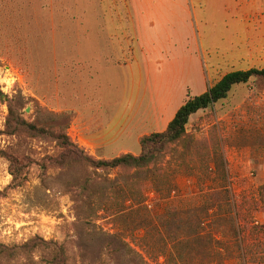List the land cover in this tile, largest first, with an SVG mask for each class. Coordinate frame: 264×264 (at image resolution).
I'll return each instance as SVG.
<instances>
[{
  "label": "rangeland",
  "instance_id": "374dc122",
  "mask_svg": "<svg viewBox=\"0 0 264 264\" xmlns=\"http://www.w3.org/2000/svg\"><path fill=\"white\" fill-rule=\"evenodd\" d=\"M204 45L186 0H0V152L22 174L0 155V264H264V78L143 170L51 166L53 141L4 133L11 102L95 160L138 155L188 96L264 68V52L210 68Z\"/></svg>",
  "mask_w": 264,
  "mask_h": 264
},
{
  "label": "trees",
  "instance_id": "16d2710c",
  "mask_svg": "<svg viewBox=\"0 0 264 264\" xmlns=\"http://www.w3.org/2000/svg\"><path fill=\"white\" fill-rule=\"evenodd\" d=\"M264 78V68H250L245 71H233L224 74L217 82L198 96H188L176 110L164 131L152 133L139 139V154H122L110 160H95L85 154L77 144L72 142L62 130H47L27 123L21 119L12 106L7 102V116L4 123V133L7 135L25 134L33 138L53 141L59 149L57 155L47 158V164L60 168L78 164L102 170H143L152 165L160 153L170 144L180 141L185 136V126L190 116L198 111L212 107L225 99L234 86L247 83L251 78ZM1 96V95H0ZM9 163V174L14 187L21 184V167L14 155L5 156ZM41 169H44L42 166ZM60 264V261H58Z\"/></svg>",
  "mask_w": 264,
  "mask_h": 264
},
{
  "label": "crops",
  "instance_id": "0c3cea01",
  "mask_svg": "<svg viewBox=\"0 0 264 264\" xmlns=\"http://www.w3.org/2000/svg\"><path fill=\"white\" fill-rule=\"evenodd\" d=\"M164 0H131L137 3ZM210 68L233 67L264 52V0H186ZM197 6L199 13L192 6ZM248 70V69H245ZM234 69L233 71H245ZM227 72V73H229ZM226 74V73H225Z\"/></svg>",
  "mask_w": 264,
  "mask_h": 264
}]
</instances>
